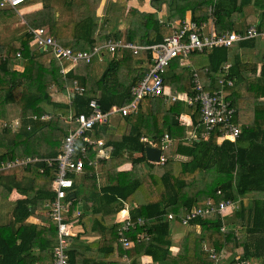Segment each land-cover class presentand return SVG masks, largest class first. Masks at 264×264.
<instances>
[{
    "label": "trees",
    "instance_id": "1",
    "mask_svg": "<svg viewBox=\"0 0 264 264\" xmlns=\"http://www.w3.org/2000/svg\"><path fill=\"white\" fill-rule=\"evenodd\" d=\"M40 1L43 0H27L16 8L0 6V22L5 23L14 16L17 18L19 8ZM215 1L152 0L157 11L147 12L134 7L127 9V0H116L111 5L110 15L118 13L129 23L124 31L117 28L114 32L104 26L101 28L92 13L97 0H86L76 7L70 6L71 0L65 1L70 13L76 15L73 19H60L55 7L49 3L22 17L29 28L48 26L51 34L62 45L75 51H89L97 44L122 36L125 40L139 39L147 44L161 42L171 30L160 21L158 10L162 4L166 7L167 22L183 19L186 11L191 10L192 20L201 24L208 16V6ZM252 2L218 0L213 14L216 23L220 26L225 24L218 27L219 32L233 29L228 21L222 22L223 18H231L234 13L243 14L244 7ZM256 23L257 30L264 33V11ZM32 41L33 35L28 30L21 35L17 45L0 43V120H7L8 105L15 103L20 108L22 123L19 130L12 131L9 126L2 129L0 165L8 160L56 156L57 147L62 144L69 128L76 127L75 122L70 123L65 119L70 112L89 113V102L93 98L99 100L103 110H109L113 105L128 104L133 99L132 86L148 72L147 67L138 65L137 59L146 57L151 61V54L147 51L136 55L130 49H123L112 54L100 76H93L94 58L90 62L82 60L70 68L66 76L75 79L77 84L84 87V91L81 94L73 93L71 103L59 102L52 99L49 88L53 84L66 88L67 79L61 73V63L52 52L32 48ZM258 42L259 36H256L230 47H212L191 53L196 56L197 65L201 66L198 71L206 89H216V81L219 86L220 80L236 81L232 86H226L236 108L234 121L242 128L236 141L219 140L217 131L211 132L206 140L201 137L200 132H204L205 128L201 125L200 104L188 105L184 99L169 103L164 97L143 98L137 113L121 116L117 129L125 131L118 139H108L107 125L96 127L95 137H103L106 146L112 147L109 158H100L107 170V182L98 187L94 166H88L86 161L82 179L84 188L92 191L89 192V200L84 203L81 221L88 229V222L83 217L92 211L94 218L90 229L101 233L97 242L98 252L113 254L118 244L119 252L127 254L133 264H138L137 258L141 255H151L157 264H216V260L211 257V250L204 247V242L208 240L210 249L218 256L226 248L233 250L243 246L245 258L264 257V104H254L255 97L264 96V58L258 60L241 52L243 48L258 47ZM18 52L21 53L19 58ZM226 62L230 63L227 73L224 69ZM17 65H20L19 69ZM167 72L166 84L174 90L194 94L192 71L182 64L181 57L172 59ZM242 84L250 95L242 96L237 87ZM45 105L51 106L50 118L43 120L41 116L47 113ZM183 113L190 114L194 128L198 129V139L194 138L190 143L187 142L186 125L180 119ZM34 115L36 119H33ZM166 133L178 140L175 151L190 159L178 161L169 150L161 175L152 172L155 164H149L150 168L145 171L142 163L149 161L145 153L148 141H144V137L158 141ZM126 150L130 155H125ZM134 153L139 155L135 156ZM94 154V151H90L88 157L93 158ZM126 161L132 163L131 170L118 171V166ZM54 168L44 161H36L0 171V183L8 192L13 187H8L9 181L17 189L26 191L24 193L27 195L17 200L14 218L10 222L0 221V264H52L57 239L56 222L51 219L50 226L42 228L39 224L27 223L26 219L32 215L34 206L41 208L46 200L54 198ZM74 182L76 195L81 186L77 183V177ZM186 188L192 192L187 194ZM218 190L222 192L219 194ZM248 193L255 194L253 201L242 204L233 216L211 212L191 220V224L201 226L200 232H188L182 237L177 253L170 250L172 221L167 219L169 213L176 215L174 221H179L185 208L193 210L204 199L212 197L217 202L227 198L238 200ZM70 197L74 199V211L78 198L76 200L74 195ZM136 198L139 203L131 208L132 219L136 224L125 231L134 244L125 248L119 242V223L106 224L100 202L107 213L117 214L123 207L121 199L133 203ZM140 217L145 220L142 225L137 223ZM232 223H239L245 228V237L238 236L234 228L226 227ZM144 232L149 235V239L139 240L138 235ZM76 237L77 233L68 237L69 264H90L92 252L89 254L75 247L73 243ZM231 263L234 264V260Z\"/></svg>",
    "mask_w": 264,
    "mask_h": 264
},
{
    "label": "built area",
    "instance_id": "2",
    "mask_svg": "<svg viewBox=\"0 0 264 264\" xmlns=\"http://www.w3.org/2000/svg\"><path fill=\"white\" fill-rule=\"evenodd\" d=\"M27 0H0V6L4 8H16L18 5ZM210 14L213 13V7L209 8ZM161 23L166 24L171 28V32L164 37V40L157 43H142L140 41H129L125 39H109L103 44L95 45L91 50H73L69 46L62 45L46 26H39L30 28L29 32L33 35V43L37 49L44 48V51H50L61 63V73L66 75L73 66L80 61L85 60L90 62L95 56L103 57L108 51L111 54L115 52H122L123 49H130L134 54L139 55L142 51H147L151 54V61L148 67V72L144 77L131 88L133 99L126 105H113L109 110H103L97 98H93L89 102L90 112H81L79 114L70 113L67 121L76 123L75 128H69L64 138L60 151L53 157H34L21 158L16 160L4 161L0 165V171L5 168L15 167L19 164H27L30 162L44 161L48 166L54 168V178L52 181V190L54 191V198L49 199L46 206L49 210V216L57 224V239L53 248L52 264H69V254L67 248L69 246L68 237L75 235L73 216L80 215V210L77 209L71 214V206L74 199L70 196L74 193L76 176H80L85 172L86 161L87 165L93 166L98 163L99 158L108 157L111 153V147H107L103 139H95L91 136V132L96 127L106 126L110 124L111 119L116 115H128L137 113L140 102L145 97H164L168 102L176 99H184L188 105L194 103L200 104L201 111V125H204L203 138H208L211 132L217 131L218 139L223 141L229 139L236 141L242 132V128L234 121L236 108L229 98L226 91V86H232L236 81L233 79L220 80V86L213 90L205 88L201 81L200 73L197 69L192 70V83L194 94L185 93L173 94L168 90L165 83V75L170 66L172 59L181 57L182 61L188 60L191 53L194 51H203L206 48L212 47H230L237 42L261 36L263 33L259 32L256 27H247L243 31H225L218 33L211 30L205 34L202 32V25L191 19H184L175 24H169L167 21L160 20ZM18 58L21 53H17ZM229 64L224 65V69L229 68ZM67 86V85H66ZM69 89V94L82 93L84 87L77 84V81L72 80V83L66 87ZM70 97V96H69ZM116 114V115H115ZM37 116L34 115L33 119ZM48 113H44L41 119H49ZM184 116L180 115L181 121ZM189 118V117H187ZM191 123V122H190ZM193 124V123H191ZM14 131L19 130L22 126L20 118H16L6 123ZM28 128H30L28 126ZM190 141L194 138L198 139L195 131L190 133L187 137ZM148 141V146H153L161 149L159 161L149 160L152 164L164 165L167 161L166 152L170 145L172 138L166 133L160 140ZM110 148V149H109ZM95 151L94 157L89 158L88 153ZM43 171V168H41ZM222 191L218 190L220 194ZM123 207L117 213L115 222L119 223V242L125 247H131L134 242L125 235L130 227H134V222L131 215L132 205L121 200ZM134 207V206H133ZM237 207V202L234 199L227 198L219 202L214 198H208L202 205L188 210L182 217L181 222L185 225L189 224L191 220L204 216L211 212H218L225 215L227 211L234 210ZM176 215L169 213L167 219L173 221ZM143 218H138L137 223L142 225ZM225 226L222 227V230ZM138 239H149V235L144 232L138 235ZM126 264H133V261L127 254H123ZM211 257L216 260V264H222V256H218L213 250ZM234 264H252V262L245 258L242 253H239L234 258Z\"/></svg>",
    "mask_w": 264,
    "mask_h": 264
},
{
    "label": "crops",
    "instance_id": "3",
    "mask_svg": "<svg viewBox=\"0 0 264 264\" xmlns=\"http://www.w3.org/2000/svg\"><path fill=\"white\" fill-rule=\"evenodd\" d=\"M65 1H70V0H43V1H40V2L27 4V5L19 8L17 10L18 11L17 18H16V16H14L12 18H9L8 21L5 22V23L4 22H0V43H3V44H5V43H13V44L17 45L18 44V40L21 37V35L24 34V32H26V31H28L30 29L25 24L26 22L23 19L22 15L25 14V13H28V12H32V11H36V10L41 9L44 6V3H49L51 6H54L55 10H56V14H57V16L60 19H63V20H68V19H71V18L73 19L74 17H76V15L73 16L70 13L68 8L66 7ZM71 1H72L71 2L72 5H70V6H73V7L75 6L76 7V6L81 5V3H84L86 0H71ZM115 1L116 0H97L96 8L92 9L91 11L97 17V21H98V23H99L101 28H103L102 26H104V28L109 29L111 32H114L115 30H117V28H120L122 31H124L127 28V26H128V23H129L128 21L129 20H127V19H125L123 17H120V21L121 22L117 21V23H119L118 26H112L113 23L110 20L111 17H114L112 14L110 15V10H111V7H112L111 6L112 3L115 2ZM217 1L218 0H216L215 3ZM215 3L210 4L208 6V12H207L208 16H207L206 19H204V21L201 22L202 32L205 33V34L209 33L211 30H215L218 33H221V32H219L218 27H223L225 25L224 24V25L220 26L218 23H216V17L214 16V14L213 13L210 14L209 8L213 7V9H214ZM131 7L138 8L141 11H147V12H155V11H157V9L152 5V0H127V9H129ZM263 11H264V0H253L252 3H250V4H248V5H246L244 7V12H243V14H241L242 16L239 13H234V14H232L231 18H228V17H227V19L223 18L222 22H227L228 21L227 23L228 24L231 23V25L233 26V29H226L225 31H228V30L229 31H233L234 30V31H238L239 32V31L245 30L247 27H249L248 23H249L250 20H253V17L255 16V14L257 13V15H258L257 19H259L261 17V13ZM213 12H214V10H213ZM158 13H159L160 20L162 19L164 21H167L166 20V7H165V4L161 5L160 9L158 10ZM184 19H186V20L191 19L192 20V11L191 10L186 11L185 17L183 19H179V20L177 19V20H174V21L168 22V23L171 24V23L175 22V24H177V23H179V21H182ZM46 27L49 29L48 26H46ZM225 31H223V32H225ZM122 38H124V36H122ZM136 41H140V40L137 39ZM31 47L34 48V49H37L33 42L31 43ZM104 56L103 57H99L98 56L97 59L94 58L95 60H94L93 66H92V75L93 76H100V74L106 68L108 63L105 65V67L100 66L104 62ZM195 61L197 62L196 56H194L192 54L188 58V60L182 61V64L184 66H188L191 69V71L194 68L198 70V69H200L201 66H198ZM137 62H138L139 66H143V67H147V68L150 65V61L146 57L138 58ZM225 64H229L230 65V63H228V62H226ZM19 66L20 65H17L18 69H19ZM260 67H261V63H259V65H258V68H259L258 70H260ZM64 77H66L65 79H67V81L65 82V87L70 85L72 83V80L75 81V79H72V77H69V76H66V75ZM66 83L68 84L67 86H66ZM243 84H242V86L240 85V86H237V87L241 90L242 96L246 97L247 95H250V94L245 89ZM53 86L56 87V88H54V91L52 93H50L53 100L59 101V102L71 103L72 95L69 94V89H67V88L62 89L61 88V90H60V88L57 85H53ZM167 86H168V90L169 91L177 92L176 94H180V95L183 96L186 93V92L178 91V89L174 90L171 87V85L167 84ZM218 87H219L218 82L217 81L214 82V88H218ZM226 91L228 92V94H230V90L228 88H226ZM254 104H257V105L264 104V96L255 97L254 98ZM45 106L47 108L48 105H45ZM12 107H14L17 111L20 110V108H19V106L17 104H15V103L9 104L8 105V111H9L8 112V118L5 121L4 120L3 121L0 120V125H1V123L6 124V121H8V120H9V122H11V120H14L15 118H19V115L18 116H16V115L12 116L10 114ZM47 111H49V110L47 109ZM70 113H73V112H70ZM181 115L184 116L183 120L186 121L185 122L186 135L189 136L190 133H192L193 131H195L197 133V135H198V129L194 128V125L191 124V123H193V120H192V117L190 116V114L183 113ZM121 116L122 115L114 116L111 119L110 124L107 125L108 128H106V131H107L108 139H115V138L118 139V138H120L122 132L124 133L125 130L124 131L123 130L119 131V129H117V126H118V123L120 121ZM187 117H189V118H187ZM67 118L68 117L65 118L66 121H67ZM99 127L103 128L105 126H99ZM95 129H94V131H95ZM94 131L91 132V136L94 137L95 139H97V137H95V134H94L95 132ZM200 133H201V137H202L204 135L203 130ZM1 135H3V134L0 133V136ZM144 138H146V137H144ZM99 139H103L105 141V143H106V139H104L103 137H101ZM204 139L206 140L207 138H204ZM187 142L190 143L192 141H190L188 139ZM177 143H178V140L172 139L171 145L169 147V150L171 148V151L174 153L173 157L176 160L181 161V162L188 161L190 159L188 156L180 154V153H177L175 151L176 147H177L176 146ZM245 144H247V143H245ZM60 147H61V145L57 147L58 153L60 151ZM108 147H111V146H108ZM54 149H56V146H54ZM111 150H112V147H111ZM2 151H3V149L0 148V152H2ZM129 153H130L129 151H127V150L125 151V155H130ZM133 155L136 156V155H139V154L138 153H134ZM109 156L107 158H109ZM149 164L151 165L152 163L150 161H149V163L147 161L142 163V167H143V169L145 171H147L148 168H150ZM93 166H94V170H95L96 176H97L98 187H101L107 182V170L104 169V166H103L102 162L100 161V158L98 159V163L96 165H93ZM160 166L163 167V165H160ZM177 167H180V166L178 165ZM131 168H132V163L129 162V161H126V162H123L122 164H120L118 166L117 170L118 171H128V170H131ZM155 169L156 170L158 169L157 168V164L154 165L152 172L153 173L155 172V174H159V175H161V173L163 172V169H160L161 172L157 173ZM76 177H78V176H76ZM76 177H75V179H76ZM79 177L83 178L82 175H80ZM10 186H13V187H12L11 191L8 192L5 189V187L2 186L1 183H0V221L2 223L10 222L14 218L13 212H14V208H15V204H16L17 200L27 197L26 193H24L26 191H23L21 189H17V187L15 185H13L12 183H10L8 181V187H10ZM76 189L77 188L74 187V191H76ZM87 190H89V188L85 187V190L82 193H80L78 191V193L76 195H75V192L71 194V195H74V197L76 196V200L78 198V200H77L78 204H77V206H75L74 211H72L73 204L71 206V214H73L77 209H79L80 212L82 213V210L85 207L84 203H85V201L89 200V197H90V193L89 192L92 191V190L91 191L90 190L87 191ZM140 196H142V195H140ZM254 197H255L254 193H248L245 196L240 197L238 200H235L237 202V207L234 210H232V211L228 210L225 215L226 216H228V215H232L233 216L236 211L241 209L242 204H247V203L249 204V202L253 201ZM209 198H212V197H209ZM207 199H204V200L200 201L198 203V205L199 206L202 205ZM121 200H123V199H121ZM47 201L48 200H46L44 202V204L42 205L41 208H37L36 206L33 207L35 209H32V215H30L26 219L27 223L39 224V225L42 226V228L50 226V224L52 223V221H51L52 218L48 214L49 210H48V207L46 206ZM124 201L129 203V204H131L132 206H137V203H135V202L131 203V202H128L126 200H124ZM6 202L11 205V209H8V210L6 209V212L2 213L1 211L3 209V205ZM73 203H74V201H73ZM90 204L93 205V203H90ZM100 206L103 209L102 210V216H103L106 224H108V226L112 225V223L115 222V219L117 218V214L116 213H110V212L107 213L106 212L107 209L103 208L101 202H100ZM116 206H117V204H116ZM185 211H184L185 213L184 212L182 213V215H181L182 217L187 213L188 208H185ZM81 213H80V215H77V216L76 215L75 216L71 215L72 221L74 222L75 235L77 233V237H76V240L74 241L73 245L75 247L79 248L81 251L84 250L86 253L90 254L92 252L93 256L91 257V259H89V263L90 264H117V263H124L125 260H124L123 254L119 252L118 244L115 245V250H114L113 254L98 252V250H97V242L99 241V238L101 237V233L98 230L94 231V230L90 229L91 228V224H92L91 223L92 219L94 218V216L92 214V211H88L87 214H84L85 217H83L88 222V229H86V224H84L81 221V217H82ZM226 227H232V229L234 228L233 230L235 231V233L238 236L245 237V228L242 225H240L239 223H235V224L232 223L231 225H226ZM200 230H201V226L199 224H191V223H189V224L185 225V224H183L181 222V220H179V221L178 220H175V221L173 220L172 223H171V230H170L171 231L170 232V239L172 241V244L170 246V250L174 254L177 253V251L179 250V247H180L179 244H180V241H181L182 237L184 235H186L190 231L200 232ZM204 247L206 249L212 251V249H210L211 247H210V245L208 243V240H206L204 242ZM244 252L245 251H244L243 246L236 247L233 250L226 248L221 253V256H222L221 263L222 264H232L231 262H232V260H234L235 256L238 255L239 253L244 254ZM248 259L252 262V264H261L264 261V257H262V258L249 257ZM137 260H138V264H157L156 262L153 261V258H152L151 255H141L140 257L137 258ZM167 264H173V263L168 262Z\"/></svg>",
    "mask_w": 264,
    "mask_h": 264
},
{
    "label": "rangeland",
    "instance_id": "4",
    "mask_svg": "<svg viewBox=\"0 0 264 264\" xmlns=\"http://www.w3.org/2000/svg\"><path fill=\"white\" fill-rule=\"evenodd\" d=\"M64 13V12H63ZM114 17H111V22L113 23L112 24V26H118L119 25V23H117V21L118 22H121L120 21V17L121 16H119V14L118 13H115L114 15H113ZM257 17H258V15H257V13L255 14V16L253 17V20H250L249 21V23H248V26L249 27H256V21L258 20L257 19ZM170 32H171V30H170ZM241 52L243 53H245L246 55H247V57H255V58H257L258 60H261L262 58H264V34L263 35H261V36H259V42H258V47H256V48H243L242 50H241ZM111 57H112V55H111V53L110 52H106L105 53V56H104V62L102 63V65H100V66H103V67H105V65L110 61V59H111ZM95 59H97L98 58V56H95L94 57ZM94 59V60H95ZM53 85H55V84H53ZM53 85H51L50 86V88H49V91H50V93H52L53 91H54V88H56L55 86H53ZM66 85H68L67 83H66ZM60 88V87H59ZM60 90H61V88H60ZM47 109L49 110V111H47V113H48V115L50 116V110H51V106H47ZM19 111H17L14 107H12L11 108V112H10V114L12 115V116H14V115H16V116H18L19 114ZM116 115V114H115ZM15 116V117H16ZM117 116V115H116ZM16 119V118H15ZM12 121V120H11ZM9 122V120L8 121H6V123L7 124H10V122ZM5 125L6 124H4V123H1V125H0V133H1V130L5 127ZM12 129V128H11ZM12 131H14L13 129H12ZM170 151H171V148H170ZM166 152V154L169 152V149L167 150V151H165ZM172 154H174L173 152H172ZM157 170H156V172L157 173H160L161 172V170L160 169H165V167H161L159 164H157ZM77 183L81 186L80 188H79V192L80 193H82L83 191H84V183H83V179L82 178H80V177H77ZM141 190V189H140ZM185 192L188 194V193H190V192H192V190L190 189V188H186L185 189ZM139 199H137L136 198V201H134L135 203H139V201H138ZM141 200V199H140ZM143 201V200H142ZM144 202V201H143ZM6 209L8 210V209H11V205L10 204H8L7 202L3 205V209H2V213H5L6 212ZM6 217V216H5ZM176 223V222H175ZM174 224V223H173Z\"/></svg>",
    "mask_w": 264,
    "mask_h": 264
},
{
    "label": "water",
    "instance_id": "5",
    "mask_svg": "<svg viewBox=\"0 0 264 264\" xmlns=\"http://www.w3.org/2000/svg\"><path fill=\"white\" fill-rule=\"evenodd\" d=\"M41 52H44V48H40ZM146 157L148 160L159 161L161 155V149L153 146H147L145 149ZM35 209V208H33Z\"/></svg>",
    "mask_w": 264,
    "mask_h": 264
}]
</instances>
